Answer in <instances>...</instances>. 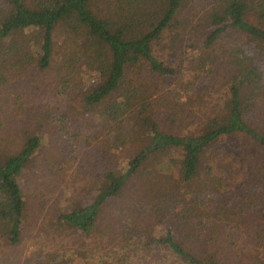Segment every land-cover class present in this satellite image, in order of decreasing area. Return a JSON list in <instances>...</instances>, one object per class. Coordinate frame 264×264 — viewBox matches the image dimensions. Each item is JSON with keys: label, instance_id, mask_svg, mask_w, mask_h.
I'll return each instance as SVG.
<instances>
[{"label": "trees", "instance_id": "obj_1", "mask_svg": "<svg viewBox=\"0 0 264 264\" xmlns=\"http://www.w3.org/2000/svg\"><path fill=\"white\" fill-rule=\"evenodd\" d=\"M105 2L101 7L95 0H0V85L55 67L56 96L65 99L73 92V99L80 98V114L106 130L104 147L116 153L135 146L124 165L106 167L89 186L86 203L54 211L50 229L96 234L103 207L124 199L117 207L120 214L131 209L146 229L139 244L128 249L146 255L134 264H149L156 254L165 256L159 264H226L228 257L219 252L225 228L264 221V131L254 117L264 97V0H205L193 24L187 23L185 11L194 0ZM176 28L182 35L170 36L165 44L167 31ZM57 32L64 51L55 49ZM160 50L172 51L177 66L166 62ZM221 68L226 69L224 95L199 130L164 128L162 122L181 125L194 107L205 105ZM186 70L191 76L180 79ZM171 85L178 91L158 97L163 120L158 119L151 103ZM62 115L48 114L65 132L69 114ZM237 136L253 145L250 159L260 161L256 167L262 181L256 188L226 193L225 173L216 167L228 161L218 145ZM41 144L40 133L27 131L20 150L0 159V238L11 246L20 242L25 218L20 178ZM128 219L134 224L133 217ZM66 254L64 260L43 256L38 264H73Z\"/></svg>", "mask_w": 264, "mask_h": 264}, {"label": "rangeland", "instance_id": "obj_2", "mask_svg": "<svg viewBox=\"0 0 264 264\" xmlns=\"http://www.w3.org/2000/svg\"><path fill=\"white\" fill-rule=\"evenodd\" d=\"M105 1L95 0V4L103 7ZM203 1L205 0H194L191 9L185 11L189 17L187 23L193 24ZM176 33L182 35V29L168 30L165 44L168 43L169 37ZM62 41L63 36L55 33V49L64 51L65 44ZM179 44L185 46V42ZM172 53L166 50L159 51L166 62L169 64L175 62L177 66ZM220 71V74H216L212 79V82H216L213 84L214 90H208L212 85H204V90L210 92L204 106L194 107V113L191 117L184 116L186 120L181 125L170 126L162 122L163 127L179 132L198 131L202 120L207 118L224 95L223 74L226 75V69L221 68ZM189 72L187 70L182 72L184 79L181 77L180 79L186 80L191 76ZM54 75L55 67H51L43 73L30 72L22 80L0 85V159L20 150L27 131L40 133L42 141L20 178L25 202L20 242L11 246L0 238V264H38L43 256L45 260H49L54 254L64 260L66 259L64 252L67 253L66 256L73 258V264L83 263L86 259L87 264H116L117 259H124L125 264H134L146 255L140 249H128H133L130 245L139 244L144 237L139 236L145 234L143 230L146 229L142 228L144 225L139 221L140 218L131 209L124 208L129 217L134 218L132 225L128 223L130 220L127 214H120L117 207L124 203V199L109 202L103 207L99 231L96 234L86 236L71 229L61 232L50 229L49 223L54 211L75 203H86L90 198L89 186L100 178L105 168L114 167L116 164L124 165L135 149L134 145L128 144L116 153H111L107 146L104 147L106 130L100 126H91L92 120L80 114L82 113L80 98L73 99V92H68L65 99L56 96ZM177 91L176 85H171L161 88L155 95L151 108L158 119L162 117L158 97L164 96L165 93L172 96ZM258 103L254 117L259 130L264 131V97L259 98ZM52 113L56 118L63 116L62 113L65 116L69 114V120L65 119V124L67 123L65 132L59 131L53 117L51 119L48 116ZM218 147L221 157L228 161L226 167H216V170L225 173L223 191L241 192L244 186L250 185L251 189L259 186L262 180L259 177V167L256 166L260 161H257L256 157L255 160L250 159V155L254 156L253 145L237 136L223 138ZM181 193H185V188L181 189ZM129 197L127 193L125 199L129 200ZM109 227L116 230V233H109L111 232ZM126 231L132 235L129 242L130 236L127 235L125 238L123 233ZM259 235L263 241L259 239ZM224 236L219 252L228 257L226 264H264L262 219L233 223L225 228ZM258 240H261V245L257 244ZM111 255L114 260L112 259L110 263L107 259ZM162 257L165 256L156 254L154 260L149 259V264H159ZM91 258L94 259L93 262L90 261ZM144 260L146 263L149 262L148 258ZM175 262L168 260L164 261V264H176Z\"/></svg>", "mask_w": 264, "mask_h": 264}]
</instances>
